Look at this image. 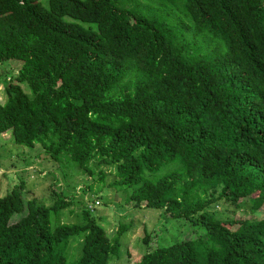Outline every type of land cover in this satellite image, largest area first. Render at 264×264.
<instances>
[{"label":"trees","instance_id":"1","mask_svg":"<svg viewBox=\"0 0 264 264\" xmlns=\"http://www.w3.org/2000/svg\"><path fill=\"white\" fill-rule=\"evenodd\" d=\"M0 58V135L182 221L135 264H264V218L214 211L264 208V0H0ZM67 186L21 213L0 197V264L120 257L129 227L108 237L83 200L64 223L79 205Z\"/></svg>","mask_w":264,"mask_h":264},{"label":"rangeland","instance_id":"2","mask_svg":"<svg viewBox=\"0 0 264 264\" xmlns=\"http://www.w3.org/2000/svg\"><path fill=\"white\" fill-rule=\"evenodd\" d=\"M38 1L46 7L47 0ZM2 59L0 58V61ZM12 63L17 64V66L20 65L18 62ZM3 82V77H0V83ZM5 101L6 97L0 88V104ZM44 157L46 158L45 161H43L41 149L38 146L29 150L15 145L10 133L0 135V197L11 193L15 197L16 207H18L16 213L25 211L26 200L29 198H34L39 203L50 206L55 200L56 192L51 187L55 186L58 189V186H61L64 190H70L67 186L70 184L71 192L75 193V200L79 201L78 204L83 200L84 202L88 201L91 205L93 202L88 198L100 199L101 204L96 207L95 213L99 218L98 223L104 228L108 237L112 238L119 225L129 227V230L120 238V257H114L109 264H135L147 248L153 250L156 247L170 245L181 238L182 235L179 232L185 230V226L183 227L181 224L182 221L162 217L160 211L157 210L138 209L132 204L128 205L123 193L106 186L112 181L111 178L106 180V185L101 186L84 174H76L74 169L68 173L64 170L58 171L49 162L48 156L45 155ZM88 186H92V190L84 194L81 188L86 189ZM76 187V192H74ZM82 194L83 196L80 197ZM258 203L259 201L251 205L247 201L239 209H236L231 204H220L219 202L213 207L216 216L221 219L235 220V218L241 217L261 220L264 218V208L261 206L258 209ZM81 206L82 204L72 206L65 212L61 220L64 223H75V215H70L69 211L79 212ZM19 216L16 214L15 218ZM145 233L151 234L152 238L146 247L142 243ZM204 241L221 258H224L223 248H225V244L223 241L213 237L204 238Z\"/></svg>","mask_w":264,"mask_h":264},{"label":"built area","instance_id":"3","mask_svg":"<svg viewBox=\"0 0 264 264\" xmlns=\"http://www.w3.org/2000/svg\"><path fill=\"white\" fill-rule=\"evenodd\" d=\"M90 200L93 202V204L90 205L88 201H87V204H88L89 209L92 211L96 209V207L100 204V202L96 199H90Z\"/></svg>","mask_w":264,"mask_h":264},{"label":"clouds","instance_id":"4","mask_svg":"<svg viewBox=\"0 0 264 264\" xmlns=\"http://www.w3.org/2000/svg\"><path fill=\"white\" fill-rule=\"evenodd\" d=\"M92 199H95V198H92ZM100 202V201H99ZM101 204V203H100Z\"/></svg>","mask_w":264,"mask_h":264}]
</instances>
